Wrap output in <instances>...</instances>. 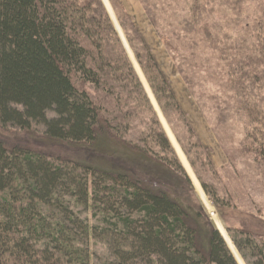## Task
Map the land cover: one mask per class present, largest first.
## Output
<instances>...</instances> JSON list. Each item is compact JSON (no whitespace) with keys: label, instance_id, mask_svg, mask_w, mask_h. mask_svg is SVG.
I'll list each match as a JSON object with an SVG mask.
<instances>
[{"label":"trees","instance_id":"trees-1","mask_svg":"<svg viewBox=\"0 0 264 264\" xmlns=\"http://www.w3.org/2000/svg\"><path fill=\"white\" fill-rule=\"evenodd\" d=\"M108 2L158 115L172 131L176 122L183 125L185 142L175 135L183 153L195 150L209 169L203 147L130 17L119 0ZM140 3L155 27L150 3ZM202 5L191 0V20L181 27L185 34L205 11ZM206 26L202 31L219 51L224 86L247 118L245 151L264 164L263 25L256 31L246 25L231 44L209 35ZM161 41L172 56L168 41ZM185 45L191 50L189 41ZM178 58L177 71L190 84L183 68L188 57ZM131 61L101 0H0V127L27 132L41 127L50 141L127 160L109 168L0 142V264H264L261 236L233 230L228 237L225 228H212L203 231V241L200 211L141 178L146 177L141 162L148 161L189 183ZM136 111L149 122L134 139L128 135ZM187 174L195 193L218 205L208 185L201 181L203 193Z\"/></svg>","mask_w":264,"mask_h":264},{"label":"rangeland","instance_id":"rangeland-1","mask_svg":"<svg viewBox=\"0 0 264 264\" xmlns=\"http://www.w3.org/2000/svg\"><path fill=\"white\" fill-rule=\"evenodd\" d=\"M101 1L103 5L105 4V10L115 33L126 51L124 43L128 48L129 46L115 13L108 0ZM147 2L150 3L149 16H153L155 27L152 26L151 17L148 18L140 0H119L203 147L210 168L201 164L193 149L189 150V156H185L177 141L179 137L180 140L182 139L181 142H185L187 135L183 125L180 122L173 123L174 131H172L161 113V116H158L126 51L153 113L186 173L189 183L184 181V177L183 179L179 175L171 174L164 165H155L148 161L141 162L139 170L146 176L141 178L152 186L163 185L172 197L178 198L186 207L198 213L200 211L201 217L197 218V223L201 227L203 241L205 240L203 231L225 228L228 237L232 234L230 231L233 230L249 231L257 237L261 236L258 242L262 244L264 243V164L254 161L252 155L245 151L243 139L248 128L247 118L244 112L234 107V95L228 87L224 86L223 65L217 57L219 51L215 52L206 32L202 31V27L206 24L209 35L211 34L212 37L226 44H231L243 34L241 29H244L246 25H254L252 28L254 31L259 30V23L264 28V0H201L205 11L196 18V24L186 28L189 34H185L181 27L182 22L191 20V0H147ZM237 21L240 25L235 27L233 23ZM259 34L264 38V30H260ZM177 36H179L178 39L186 37V40H177ZM161 37L168 41L174 55L171 56V51L167 50ZM250 39H247L248 43ZM188 41L191 50L188 45H185ZM193 43H196L195 46L192 45ZM183 54L188 57L186 63L182 65L190 84H187L178 73L175 64L180 62L178 56ZM144 81L151 94L145 79ZM262 92L264 93V89ZM151 96L153 98L152 94ZM223 107H230V109L225 112ZM136 112L137 115L130 120L131 133L128 135L134 139L141 133H145L147 122H149L146 120L148 116L141 111ZM0 142L6 147L20 145L32 150L44 151L50 155L93 162L109 168H117L124 163L123 161H127L100 152H88L81 145L50 141L42 134L41 127L28 132L11 127H0ZM127 168H132L136 174H140L136 167ZM187 172L191 174L194 182L199 183L200 187L201 181L208 185L215 193L218 205L209 200L202 187L207 200H203L195 193ZM191 215L196 218L194 212H191ZM242 262L245 264L243 260Z\"/></svg>","mask_w":264,"mask_h":264},{"label":"water","instance_id":"water-1","mask_svg":"<svg viewBox=\"0 0 264 264\" xmlns=\"http://www.w3.org/2000/svg\"><path fill=\"white\" fill-rule=\"evenodd\" d=\"M105 5V4H104ZM127 51V50H126ZM129 54V53H128ZM158 114V113H157ZM159 116V115H158ZM216 231H218L217 229H216ZM219 232V231H218ZM221 235V234H220ZM222 236V235H221ZM222 238H223V236H222ZM224 239V238H223ZM224 241H225V239H224ZM225 243H226V241H225ZM231 251V250H230ZM231 253L233 254V256L235 257L236 255H234V253L231 251ZM235 259L237 260V258L235 257ZM237 262H238V260H237ZM239 264V263H238Z\"/></svg>","mask_w":264,"mask_h":264}]
</instances>
